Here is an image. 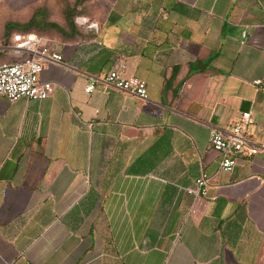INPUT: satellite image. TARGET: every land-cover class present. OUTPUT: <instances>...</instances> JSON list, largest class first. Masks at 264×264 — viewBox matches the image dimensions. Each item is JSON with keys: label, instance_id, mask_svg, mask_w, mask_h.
I'll return each mask as SVG.
<instances>
[{"label": "crops", "instance_id": "1", "mask_svg": "<svg viewBox=\"0 0 264 264\" xmlns=\"http://www.w3.org/2000/svg\"><path fill=\"white\" fill-rule=\"evenodd\" d=\"M99 1L45 36L49 98H0V264H264V0ZM119 60L146 100L105 82ZM244 112L262 150L221 170Z\"/></svg>", "mask_w": 264, "mask_h": 264}, {"label": "built area", "instance_id": "2", "mask_svg": "<svg viewBox=\"0 0 264 264\" xmlns=\"http://www.w3.org/2000/svg\"><path fill=\"white\" fill-rule=\"evenodd\" d=\"M80 19V18H79ZM85 25V20L79 21ZM89 27L96 28L91 23ZM246 37V34H243ZM10 48L15 53H22L21 58L0 63V98L11 102L21 98L44 100L54 90V84L43 81L41 74L47 64L56 63L67 66L64 57L53 50L52 40L35 32L17 30L12 33ZM107 84L134 94L140 99L148 98L147 84L144 80L127 76V64L124 60L117 61L104 77ZM256 83H260L257 81ZM86 92L94 90V84L86 86ZM254 123L252 114L244 112L241 118L233 123L229 130L213 129L210 133V146L220 152V169L232 171L241 157L254 156L261 152L262 147L248 139V131ZM211 178L203 173L195 182L194 187L187 188L190 194L207 196Z\"/></svg>", "mask_w": 264, "mask_h": 264}, {"label": "rangeland", "instance_id": "3", "mask_svg": "<svg viewBox=\"0 0 264 264\" xmlns=\"http://www.w3.org/2000/svg\"><path fill=\"white\" fill-rule=\"evenodd\" d=\"M76 1L77 0H0V34L3 32V21L22 25L34 19V24L29 31L49 37L54 33L69 31L70 26L67 22L68 14L73 18L75 23L81 17L100 15V6H102L100 1L96 3V0H86L79 6L76 5ZM47 23L57 24L62 31L49 27L46 28ZM17 29L21 30L22 28ZM15 30L16 28L10 29L8 36L2 38L0 42V60L8 61L9 54L13 52L9 46L11 45L9 37Z\"/></svg>", "mask_w": 264, "mask_h": 264}, {"label": "trees", "instance_id": "4", "mask_svg": "<svg viewBox=\"0 0 264 264\" xmlns=\"http://www.w3.org/2000/svg\"><path fill=\"white\" fill-rule=\"evenodd\" d=\"M84 1H86V0H77L76 1V5H80L82 2H84ZM37 15V14H36ZM35 15V16H36ZM34 16V17H35ZM68 24H69V26H70V28L72 29V30H74V28H75V22H74V20H73V18L71 17V16H69V14H68ZM34 24V19H31L28 23H26V24H22V25H18V24H14V23H7L6 24V26H5V37H7L8 36V34H9V32H10V29H14V28H22L23 30H25V31H29V29H31V27H32V25ZM52 28V29H57V30H59V31H62V29L57 25V24H55V23H47L46 24V28ZM21 29V30H22ZM65 31H63L62 33H64Z\"/></svg>", "mask_w": 264, "mask_h": 264}, {"label": "bare ground", "instance_id": "5", "mask_svg": "<svg viewBox=\"0 0 264 264\" xmlns=\"http://www.w3.org/2000/svg\"><path fill=\"white\" fill-rule=\"evenodd\" d=\"M81 20V19H80Z\"/></svg>", "mask_w": 264, "mask_h": 264}]
</instances>
